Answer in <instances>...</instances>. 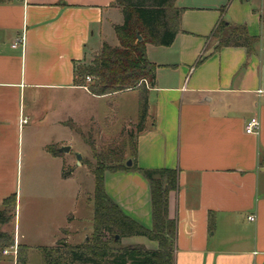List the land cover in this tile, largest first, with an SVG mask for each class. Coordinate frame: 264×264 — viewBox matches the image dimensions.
<instances>
[{"label":"crops","instance_id":"obj_1","mask_svg":"<svg viewBox=\"0 0 264 264\" xmlns=\"http://www.w3.org/2000/svg\"><path fill=\"white\" fill-rule=\"evenodd\" d=\"M251 1L231 0L225 7L214 0H176L183 13L174 42L147 45L158 68L135 163L178 169L169 202L176 220L174 264H264V3L252 7ZM221 19L258 36L254 49H215L211 33ZM123 20L115 0L0 1V208L16 194L14 171L24 157L34 165L54 161L63 168L75 159L80 165L76 153H86L74 146L85 140L70 123L87 139L82 129L90 124L105 140L121 135L107 120L119 103H103L118 93L92 94L74 78L75 66L91 62L105 43L119 45L114 27ZM18 38L23 41L14 47ZM123 92L137 96L136 107L122 118L124 128L138 120L139 91ZM253 116L261 127L248 134ZM50 145L70 150L54 155ZM32 154L39 156L34 162ZM104 182L127 215L152 227L150 185L142 173L106 171ZM133 237L138 240L127 244L158 247ZM19 244L15 236L16 251Z\"/></svg>","mask_w":264,"mask_h":264},{"label":"trees","instance_id":"obj_2","mask_svg":"<svg viewBox=\"0 0 264 264\" xmlns=\"http://www.w3.org/2000/svg\"><path fill=\"white\" fill-rule=\"evenodd\" d=\"M2 1V0H0ZM176 0H115L121 8L123 23L115 25L118 46L104 44L90 63L75 66L74 82L86 86L95 95H110L137 89L139 91L138 120L131 131L105 143L100 150L95 142L85 138L76 124L70 126L90 145L95 162L86 161L94 176L93 227L89 238L81 243L57 240L54 245L39 246L43 264H174L176 220L169 215L170 194L178 188V169L139 168L135 163L137 135L146 127L149 115V92L154 86L158 65L147 56V45L170 46L180 31L182 8ZM139 36L141 37L139 39ZM217 40L215 49L224 46H245L252 51L258 36L251 35L245 25H231L220 20L211 33ZM200 61V60H199ZM87 77L91 80L88 81ZM60 155L58 145L48 146ZM128 151V157H125ZM132 159L131 166H127ZM137 169L148 180L151 192L152 227L146 228L129 215L107 194L105 172ZM73 169L64 163L62 176L69 177ZM16 194L3 200L0 226L8 225L16 215ZM118 235V239H116ZM144 236L156 241L150 249L142 244L122 245L124 237ZM15 245L13 229L0 228V252ZM28 246L19 244L18 253ZM21 250V251H20ZM26 263V257L18 258Z\"/></svg>","mask_w":264,"mask_h":264},{"label":"rangeland","instance_id":"obj_3","mask_svg":"<svg viewBox=\"0 0 264 264\" xmlns=\"http://www.w3.org/2000/svg\"><path fill=\"white\" fill-rule=\"evenodd\" d=\"M214 1L223 3L226 7L231 0ZM261 1L264 3V0ZM261 1L252 0L250 4L252 7H260ZM107 100L119 103V107L113 106V109L109 111L111 115L107 119L115 121L112 130L117 132L116 136L124 131L133 130V125L129 124H125L123 128L122 118L125 114L129 115L136 107V93H118L104 98L103 103L106 104ZM91 126V124L87 125L82 131L89 135L90 140L94 141L96 148L100 150L109 141L103 139L102 135L96 134L97 127L95 125ZM101 128L105 129L104 122ZM85 142L78 139L74 146V149H80L86 154L82 155L80 165L76 164V159L73 160L72 178L64 179L62 166L54 161L34 165L33 163L28 164L24 157L23 163H20L16 168L14 171L15 193L17 194L16 215L10 224L0 226V228L3 230L13 229L17 240L28 245L29 248L25 247L22 252L18 253L14 246L6 247L0 252V264H22L18 259L21 256L26 257L25 264H43L39 246L52 245L57 239L76 244L90 237L93 227L92 196L95 182L86 161L95 162V160L90 145ZM35 151L37 150H32L33 153ZM31 157L34 162L39 156L32 154ZM125 157H128V151ZM62 226L65 228L59 232L58 230ZM137 240L134 237H124L120 243L127 245L129 242ZM5 250L7 253H4Z\"/></svg>","mask_w":264,"mask_h":264},{"label":"built area","instance_id":"obj_4","mask_svg":"<svg viewBox=\"0 0 264 264\" xmlns=\"http://www.w3.org/2000/svg\"><path fill=\"white\" fill-rule=\"evenodd\" d=\"M23 41V38H18L14 43H13V46L16 47L18 44L22 43ZM87 80L90 81L91 78L90 77H87ZM85 88L87 89V87L85 86ZM24 121H26V119H24ZM260 127H261V122H260V119L258 116H253L251 117L248 122H247V125H246V132L248 134H253V133H257L259 132L260 130ZM249 218L251 220H255V216L254 215H251L249 216ZM4 253H7V251L5 250Z\"/></svg>","mask_w":264,"mask_h":264},{"label":"water","instance_id":"obj_5","mask_svg":"<svg viewBox=\"0 0 264 264\" xmlns=\"http://www.w3.org/2000/svg\"><path fill=\"white\" fill-rule=\"evenodd\" d=\"M141 37L139 36V39H140ZM61 152H68L69 150H70V146H62V147H60V149H59ZM76 158H77V161H78V164H80V160H81V158H82V155L80 154V153H76ZM132 163H133V161H132V159H128L127 160V162H126V165L127 166H131L132 165ZM118 235H116V239H118Z\"/></svg>","mask_w":264,"mask_h":264}]
</instances>
